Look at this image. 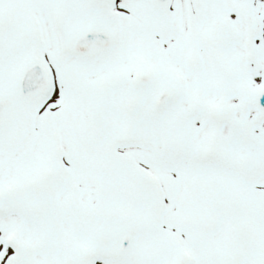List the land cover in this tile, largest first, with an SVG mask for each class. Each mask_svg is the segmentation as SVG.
<instances>
[{"label":"snow or ice","instance_id":"1","mask_svg":"<svg viewBox=\"0 0 264 264\" xmlns=\"http://www.w3.org/2000/svg\"><path fill=\"white\" fill-rule=\"evenodd\" d=\"M0 264H264V0H0Z\"/></svg>","mask_w":264,"mask_h":264}]
</instances>
